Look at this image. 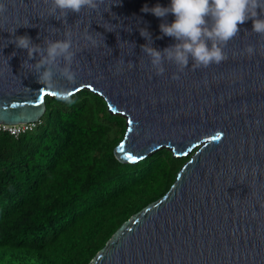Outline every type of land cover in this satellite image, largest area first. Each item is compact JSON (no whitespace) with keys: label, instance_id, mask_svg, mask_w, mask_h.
Returning <instances> with one entry per match:
<instances>
[{"label":"water","instance_id":"obj_1","mask_svg":"<svg viewBox=\"0 0 264 264\" xmlns=\"http://www.w3.org/2000/svg\"><path fill=\"white\" fill-rule=\"evenodd\" d=\"M4 2L0 123L41 119L52 95L21 67L27 52L10 42L11 33L37 44L70 33L80 49L77 77L60 86L73 93L88 88L125 116L116 157L137 162L161 148L190 155L167 193L127 219L89 264H264V36L250 32L252 20L223 46L227 59L220 64L195 68L190 61L179 72L165 61L158 76L141 50L147 40L140 29L147 28L157 49L176 41L161 33V18L141 9L171 0H103L97 10L66 18L50 15L45 0ZM248 45L255 54L244 51Z\"/></svg>","mask_w":264,"mask_h":264},{"label":"trees","instance_id":"obj_2","mask_svg":"<svg viewBox=\"0 0 264 264\" xmlns=\"http://www.w3.org/2000/svg\"><path fill=\"white\" fill-rule=\"evenodd\" d=\"M46 96L43 123L0 132V264H89L134 213L167 193L190 155L137 162L115 149L127 129L100 94Z\"/></svg>","mask_w":264,"mask_h":264},{"label":"clouds","instance_id":"obj_3","mask_svg":"<svg viewBox=\"0 0 264 264\" xmlns=\"http://www.w3.org/2000/svg\"><path fill=\"white\" fill-rule=\"evenodd\" d=\"M45 2L51 5L50 15L60 12L66 18L69 13L79 14L82 9L97 10L103 0ZM6 11L4 0H0V14ZM141 11L161 18L164 21L159 26L161 33L176 41L160 50L152 46L151 33L147 28L140 29V35L147 40L141 45V50L158 76L165 72V61L175 64L179 72L187 68L190 61L195 68L220 64L227 59L223 46L240 34L239 25L249 19L253 22L250 32L264 36V0H171L168 6L157 3L149 8L145 4ZM168 14L175 17L171 23L166 21ZM15 30L11 33L10 42L27 52V59L21 67L33 73L37 82L49 89L58 101L73 103L71 97L74 93L59 83L61 79L74 82L77 77L73 64L80 49L74 48L71 34L66 33L62 39L44 38L41 44H37L27 34L15 35ZM85 39L91 45L98 46L91 34H87ZM244 51L251 56L256 49L248 45ZM33 59L35 63H30ZM172 78L179 79V76L174 73Z\"/></svg>","mask_w":264,"mask_h":264},{"label":"built area","instance_id":"obj_4","mask_svg":"<svg viewBox=\"0 0 264 264\" xmlns=\"http://www.w3.org/2000/svg\"><path fill=\"white\" fill-rule=\"evenodd\" d=\"M42 123V118L33 122L17 124L0 123V132H7L15 138H19L24 134L34 132Z\"/></svg>","mask_w":264,"mask_h":264},{"label":"snow or ice","instance_id":"obj_5","mask_svg":"<svg viewBox=\"0 0 264 264\" xmlns=\"http://www.w3.org/2000/svg\"><path fill=\"white\" fill-rule=\"evenodd\" d=\"M220 137H219V135H217L216 137H214V139H219Z\"/></svg>","mask_w":264,"mask_h":264},{"label":"rangeland","instance_id":"obj_6","mask_svg":"<svg viewBox=\"0 0 264 264\" xmlns=\"http://www.w3.org/2000/svg\"><path fill=\"white\" fill-rule=\"evenodd\" d=\"M115 114H119V113H115ZM121 115V114H120ZM124 116V115H123Z\"/></svg>","mask_w":264,"mask_h":264}]
</instances>
